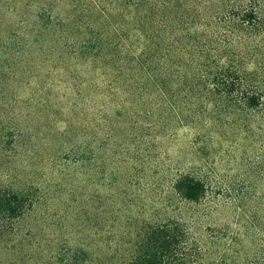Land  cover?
<instances>
[{
    "label": "trees",
    "instance_id": "16d2710c",
    "mask_svg": "<svg viewBox=\"0 0 264 264\" xmlns=\"http://www.w3.org/2000/svg\"><path fill=\"white\" fill-rule=\"evenodd\" d=\"M0 8L3 77L27 61L72 82L55 84L69 90V108L51 116L49 177L74 182L77 173L111 192L122 181L129 207L130 187L154 191L149 214L132 208L116 224L112 210L99 232L89 224L78 247L41 264H264V172L237 176L239 157L252 153L239 143L236 160L226 158L228 140L216 131L238 113L259 114L254 127L264 130V0H4ZM180 130L191 131L182 139L195 167L135 175L134 157L152 161L154 143ZM19 135L0 127V149ZM30 191L0 185V241L3 222L32 209Z\"/></svg>",
    "mask_w": 264,
    "mask_h": 264
},
{
    "label": "rangeland",
    "instance_id": "374dc122",
    "mask_svg": "<svg viewBox=\"0 0 264 264\" xmlns=\"http://www.w3.org/2000/svg\"><path fill=\"white\" fill-rule=\"evenodd\" d=\"M3 1L0 0V6ZM13 66L16 70L12 75L3 77L0 71V89L3 92L0 95V127L21 128V135L15 136L14 142L8 145L6 150L0 149V185L27 190L30 188V192L33 191L36 196H33L36 202L32 209L18 220L3 222L5 235L0 241V264H41L49 260L48 257L53 256L58 248L64 252L73 251L74 247H78L84 240L83 235L89 224H94L92 230L99 232L104 223L112 220V210H115L116 224H121L124 218L132 215V208L141 210V218L145 213L149 214L151 205L148 196L151 200L154 193L151 188L140 190L139 187H130L134 206L129 207L125 203L126 190L119 187L122 181L117 183L111 192L105 185L88 184V178L85 176L82 179L77 173L74 176L78 182H56V179L49 177L48 157L54 152L53 147L47 144L54 138L51 116L57 113L58 118H64V113L69 108V90L58 88L55 84L58 80L68 84L72 82L66 75L52 71V65L49 64L26 61ZM41 100L44 102L42 106L39 105ZM258 117L260 118L259 114L246 116L238 113L233 119H229L227 124L221 123L220 120L217 122L216 131L220 132L221 136L225 135L228 140L226 158L232 155L236 160L239 143L241 149L252 153L239 157L241 165L233 170L237 176L251 169L259 173L264 172V130L260 132L254 127L259 122ZM207 131L201 125L198 126V133ZM189 132L191 131L180 130L177 137L167 134L155 142L153 150H150L154 156L152 161H144L143 154L135 156L133 166L139 172L135 175L145 180L153 173L166 172L170 168H184L188 171L194 168L198 159L189 153L188 144L182 139V134ZM120 137L121 135L118 140ZM238 137L245 139L238 142ZM216 146L217 144H214V151ZM106 148L101 149L100 154L103 156L100 165L104 172L111 167L110 152ZM205 151L206 157L214 153L208 148ZM247 156L254 158L255 166L246 165ZM223 168L227 169L226 166ZM119 180L123 178L119 177ZM42 181L47 186L46 190L42 187L39 189L40 186L37 185ZM140 185L145 184L142 182ZM136 195L139 196L136 198ZM156 195L157 193L155 199Z\"/></svg>",
    "mask_w": 264,
    "mask_h": 264
}]
</instances>
